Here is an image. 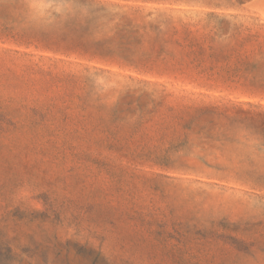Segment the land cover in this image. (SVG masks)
I'll use <instances>...</instances> for the list:
<instances>
[{"label":"rangeland","instance_id":"rangeland-1","mask_svg":"<svg viewBox=\"0 0 264 264\" xmlns=\"http://www.w3.org/2000/svg\"><path fill=\"white\" fill-rule=\"evenodd\" d=\"M211 3L105 17V62L50 45L80 4L0 0V264H264V190L199 159L264 157V0Z\"/></svg>","mask_w":264,"mask_h":264},{"label":"trees","instance_id":"trees-1","mask_svg":"<svg viewBox=\"0 0 264 264\" xmlns=\"http://www.w3.org/2000/svg\"><path fill=\"white\" fill-rule=\"evenodd\" d=\"M65 3L80 4L85 9V14L80 21L71 19L67 22V30L61 33L62 36L58 39H48L50 45L57 49H64L67 51L82 52L89 59L102 60L105 62L111 60H117L125 62V56L121 55L123 51V39L119 42L110 40L107 32L101 35L94 33V27L97 23L101 22L105 17L109 15H118L122 9H128L136 16L142 7L136 3H186V4H199L207 3L213 5L211 2L216 0H63ZM174 10V9H171ZM138 16V15H137ZM137 18L132 20L129 26L121 25L119 21L115 22L116 29L118 31L128 30L129 28H135ZM150 34H154L151 29ZM126 46V43H125ZM127 59V58H126ZM213 107H204L200 110H209ZM197 113V112H196ZM220 114V113H219ZM239 123H253L256 132L264 136V115L259 117H248L247 113H244L242 118H233ZM238 123V122H236ZM247 126V125H246ZM189 128V127H188ZM203 132L201 128L197 133ZM260 152L264 153V143L260 146ZM200 161L206 166V170L211 175L222 178H233L242 182L245 185L252 188L264 190V157H246L240 160H227L226 162H218L213 165L203 157H199Z\"/></svg>","mask_w":264,"mask_h":264}]
</instances>
